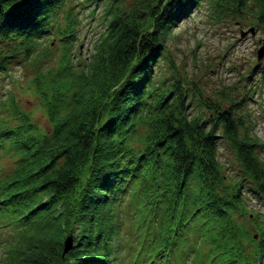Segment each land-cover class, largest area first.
Returning a JSON list of instances; mask_svg holds the SVG:
<instances>
[{
    "label": "trees",
    "instance_id": "1",
    "mask_svg": "<svg viewBox=\"0 0 264 264\" xmlns=\"http://www.w3.org/2000/svg\"><path fill=\"white\" fill-rule=\"evenodd\" d=\"M72 1L0 0V71L43 57L54 28L63 35L58 68L32 78L52 131L18 110L19 124L0 130V146L20 155L0 178V264H264V215L247 203L264 201L250 90L219 101L176 70L157 80L167 37L201 0H82L106 4L84 62ZM216 5L264 28V0ZM260 62L250 87L264 88ZM220 140L235 166L220 160Z\"/></svg>",
    "mask_w": 264,
    "mask_h": 264
},
{
    "label": "rangeland",
    "instance_id": "2",
    "mask_svg": "<svg viewBox=\"0 0 264 264\" xmlns=\"http://www.w3.org/2000/svg\"><path fill=\"white\" fill-rule=\"evenodd\" d=\"M82 0L69 2L77 16V37L72 43L75 57L89 58L95 42L102 32H105L104 9L106 4H89ZM87 5V6H86ZM216 0H201L191 15L182 20L167 37L165 60L157 66V80L165 78L174 70V76L192 81L207 97L223 100L224 92L239 96L247 91L252 97L249 103V115L255 121L254 131L264 141V88L250 85L252 68L258 63V49L264 41V28L258 26L256 20H242L235 14L216 7ZM77 13V14H76ZM75 17V16H74ZM61 22L65 23L62 19ZM62 23V24H64ZM65 27V24L63 25ZM255 27L256 33L242 36V31ZM60 28H54L52 34L42 40L39 52L44 56L30 59H14L10 62L8 71H0V130L19 122L15 119L18 111L26 112L37 123L39 133H50L51 126L47 116V108L33 88L36 68L41 71L57 69L60 65L63 46V35ZM0 43V46H4ZM167 54L172 62L167 60ZM264 61V58H263ZM174 63V68L172 64ZM170 67V68H169ZM261 67V65L259 66ZM256 71H260V68ZM173 70V71H172ZM171 71V72H170ZM259 75H257V79ZM258 85V84H257ZM18 110V111H17ZM219 157L224 165L235 166L236 157L224 140H220ZM9 143L0 146V178L11 174L15 169V160L20 156L13 153ZM264 160V148L260 151ZM247 203L255 214L264 215V201L255 195L247 194ZM130 208L126 206L125 212ZM129 213V212H128ZM126 226L131 221L124 218ZM68 237V236H67ZM65 238V240L67 239ZM124 237V235L122 236ZM1 255V252H0Z\"/></svg>",
    "mask_w": 264,
    "mask_h": 264
},
{
    "label": "water",
    "instance_id": "3",
    "mask_svg": "<svg viewBox=\"0 0 264 264\" xmlns=\"http://www.w3.org/2000/svg\"><path fill=\"white\" fill-rule=\"evenodd\" d=\"M249 32L252 33L253 35H255V33H256L255 27H251L249 31H245V32L242 31V36L247 35ZM257 54H258V56H256V57H257L258 61H261L264 58V41H262V46L258 49ZM74 241H75L74 236L71 234L68 235L67 239L64 242L65 247H64L63 255H66L70 250L73 249Z\"/></svg>",
    "mask_w": 264,
    "mask_h": 264
}]
</instances>
